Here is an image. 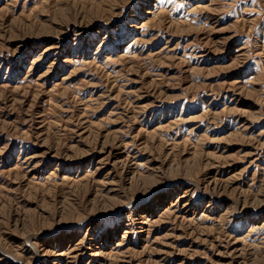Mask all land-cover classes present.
<instances>
[{"label": "rangeland", "instance_id": "1", "mask_svg": "<svg viewBox=\"0 0 264 264\" xmlns=\"http://www.w3.org/2000/svg\"><path fill=\"white\" fill-rule=\"evenodd\" d=\"M0 264H264V0H0Z\"/></svg>", "mask_w": 264, "mask_h": 264}]
</instances>
